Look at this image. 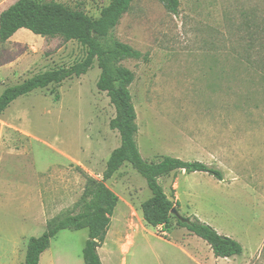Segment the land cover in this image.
Listing matches in <instances>:
<instances>
[{"label": "rangeland", "instance_id": "374dc122", "mask_svg": "<svg viewBox=\"0 0 264 264\" xmlns=\"http://www.w3.org/2000/svg\"><path fill=\"white\" fill-rule=\"evenodd\" d=\"M15 1L0 0V12ZM40 1L91 17L109 3ZM114 40L140 54L112 64L134 73L129 88L142 158L197 160V148H204L226 178L221 183L184 171L160 178L166 194L179 201V214L206 216L222 232L245 236L248 250L259 239L252 264H264V0H179L176 14L163 0H133L102 42L112 46ZM85 55L76 40L21 29L12 41L0 42V94ZM99 74L95 61L85 74L36 89L0 113V264H22L29 237L40 236L51 219L77 213L84 173L101 179L119 146L118 131L109 127L115 109L96 87ZM106 185L132 204L127 214L134 245L130 237L119 243L110 233L101 251L104 264H156L153 252L142 250L145 244L165 246L155 237L160 227L141 223V204L151 196L145 179L125 163ZM124 210L119 205L113 217L120 234L124 225L117 218L125 217ZM169 228L181 227L172 218ZM87 237L86 228L61 230L40 264H84Z\"/></svg>", "mask_w": 264, "mask_h": 264}, {"label": "trees", "instance_id": "16d2710c", "mask_svg": "<svg viewBox=\"0 0 264 264\" xmlns=\"http://www.w3.org/2000/svg\"><path fill=\"white\" fill-rule=\"evenodd\" d=\"M132 1L109 0L97 17L71 9L60 2L40 0H17L0 12V42L8 41L19 29L24 28L41 37L60 36L65 40H76L86 47V55L81 61L35 74L19 84L6 87L0 94V113L11 102L36 89L60 84L67 78L85 74L96 61L100 69L96 87L106 92L115 109V116L110 120L109 127L117 130L120 136L119 146L107 158L102 178L96 179L84 173L86 184L81 209L75 214L68 213L47 221L40 236L29 237L22 264H39L40 256L61 230L83 228L88 230V237L82 248L84 264H102L97 250L105 241L111 216L119 201L118 195L106 185V181L125 163L130 164L145 179L151 191V196L141 204L142 217L147 224L166 231L174 218L177 225L202 238L216 257L229 258L243 253V247L237 240L219 233L198 217L182 216L181 220L171 214L172 208H176L179 201L174 195L170 198L159 181L160 178L177 171L205 172L217 180H223L221 169L198 160H183L168 155L152 162L142 158L136 140L137 114L129 88L134 80V73L124 66L112 64L124 58H138L140 54L119 40H114L112 46L102 42L130 8ZM163 1L169 11L174 14L178 12L179 0Z\"/></svg>", "mask_w": 264, "mask_h": 264}, {"label": "crops", "instance_id": "0c3cea01", "mask_svg": "<svg viewBox=\"0 0 264 264\" xmlns=\"http://www.w3.org/2000/svg\"><path fill=\"white\" fill-rule=\"evenodd\" d=\"M24 29V28H22ZM27 30V29H26ZM21 31L19 29L17 32ZM16 32V33H17ZM15 33V34H16ZM15 34L6 42H10L13 40ZM199 157L197 158L198 161H201L203 163H206L208 165H215L217 166V163H213L212 161H208L205 153L206 150L204 148H197ZM213 154V153H211ZM205 157V158H204ZM174 173V172H172ZM197 173H205V172H192V173H185V174H197ZM207 174V173H206ZM210 176V175H209ZM214 178V177H213ZM215 179V178H214ZM225 177L223 180H217L221 183H226ZM176 199V198H175ZM131 202H124L121 198H119V201L116 205L118 208L119 205L121 206V209H125L126 212L125 217H119L117 218V223H123L124 230L120 234L117 230L118 228L114 229V226L112 227L113 223V217L115 216L114 213L117 210L115 207L114 213L111 216V222L106 234L105 241L108 237H110V233L112 234V237L115 238L116 242L123 243V240L126 238H131V242L129 241L130 245H134V234L130 233V231L133 230L134 226L132 225V222H130L129 215L130 212L128 210V207H130ZM132 205V204H131ZM124 212V213H125ZM123 213V210H122ZM129 215H128V214ZM36 215V214H35ZM200 220L210 224L213 226L212 221L206 217V216H197ZM144 223V219H141V223ZM142 223V225H143ZM146 223V222H145ZM112 227V229H111ZM126 227V228H125ZM219 233L230 236L237 240L243 247V253L240 256H233V257H216L211 249V247L200 237L197 235L190 233L186 228L181 227L178 230H174L169 228L168 230H174L173 232H169L168 230L163 231L162 234L156 235L157 240L159 244L164 247H161L159 249H153L154 247H146V244L144 245V248L142 250L144 252H149L154 254L156 259V264H252V258L256 255L258 249L260 248L262 241L257 239V242L248 250L246 243L247 239H245V236H240V234H233L228 232H222V230H219L216 226H213ZM139 228V227H138ZM120 234V235H119ZM105 241L102 246L98 248V254L100 256V259L102 261V264H104V258L101 254L102 249L105 247ZM162 244H161V243ZM50 248V247H49ZM48 248V249H49ZM47 249V250H48ZM121 249H123L121 247ZM128 249V248H127ZM47 250L45 252H47ZM43 252V254L45 253ZM43 254L40 256L39 264L41 262V258Z\"/></svg>", "mask_w": 264, "mask_h": 264}, {"label": "water", "instance_id": "95a60500", "mask_svg": "<svg viewBox=\"0 0 264 264\" xmlns=\"http://www.w3.org/2000/svg\"><path fill=\"white\" fill-rule=\"evenodd\" d=\"M171 214L175 215L178 219H183L182 216L179 214L178 210L174 207L171 210Z\"/></svg>", "mask_w": 264, "mask_h": 264}]
</instances>
